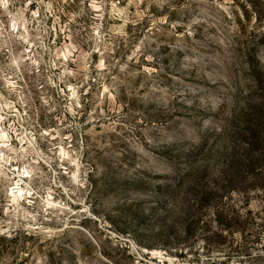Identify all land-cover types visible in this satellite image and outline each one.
I'll return each mask as SVG.
<instances>
[{"label": "rangeland", "instance_id": "374dc122", "mask_svg": "<svg viewBox=\"0 0 264 264\" xmlns=\"http://www.w3.org/2000/svg\"><path fill=\"white\" fill-rule=\"evenodd\" d=\"M0 264H264V0H0Z\"/></svg>", "mask_w": 264, "mask_h": 264}]
</instances>
